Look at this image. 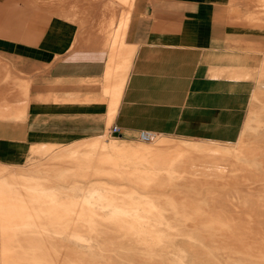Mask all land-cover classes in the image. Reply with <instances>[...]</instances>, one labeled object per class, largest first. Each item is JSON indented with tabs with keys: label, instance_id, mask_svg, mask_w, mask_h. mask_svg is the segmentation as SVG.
Segmentation results:
<instances>
[{
	"label": "rangeland",
	"instance_id": "rangeland-1",
	"mask_svg": "<svg viewBox=\"0 0 264 264\" xmlns=\"http://www.w3.org/2000/svg\"><path fill=\"white\" fill-rule=\"evenodd\" d=\"M92 1L103 15L111 9L99 24L112 32L119 8ZM243 7L264 34V0ZM260 41L243 71L253 87L234 142L142 140L144 130L125 138L107 120L102 133L34 144L18 163H0V264H264Z\"/></svg>",
	"mask_w": 264,
	"mask_h": 264
},
{
	"label": "crops",
	"instance_id": "crops-1",
	"mask_svg": "<svg viewBox=\"0 0 264 264\" xmlns=\"http://www.w3.org/2000/svg\"><path fill=\"white\" fill-rule=\"evenodd\" d=\"M120 1L110 32L99 20L111 9L92 0H0V163L107 120L125 138L237 139L253 87L243 71L264 42L243 0Z\"/></svg>",
	"mask_w": 264,
	"mask_h": 264
},
{
	"label": "built area",
	"instance_id": "built-area-1",
	"mask_svg": "<svg viewBox=\"0 0 264 264\" xmlns=\"http://www.w3.org/2000/svg\"><path fill=\"white\" fill-rule=\"evenodd\" d=\"M117 131H118V127L117 126H112L111 127V132H117ZM139 137L142 140H150L151 138L154 137V133L151 132V131L144 130V131H141L139 133Z\"/></svg>",
	"mask_w": 264,
	"mask_h": 264
}]
</instances>
